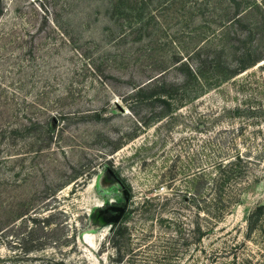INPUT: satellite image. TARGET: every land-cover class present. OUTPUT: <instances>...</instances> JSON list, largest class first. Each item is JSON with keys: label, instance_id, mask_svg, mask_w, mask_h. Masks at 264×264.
<instances>
[{"label": "rangeland", "instance_id": "rangeland-1", "mask_svg": "<svg viewBox=\"0 0 264 264\" xmlns=\"http://www.w3.org/2000/svg\"><path fill=\"white\" fill-rule=\"evenodd\" d=\"M0 264H264V0H0Z\"/></svg>", "mask_w": 264, "mask_h": 264}, {"label": "trees", "instance_id": "trees-1", "mask_svg": "<svg viewBox=\"0 0 264 264\" xmlns=\"http://www.w3.org/2000/svg\"><path fill=\"white\" fill-rule=\"evenodd\" d=\"M244 69V68H243ZM241 69L239 72H242ZM192 76L195 77L194 73L191 71ZM198 76V74H196ZM244 157L242 155H238L235 160H231L225 164H219L218 172L213 175L211 180V192H213V196L210 201H207V209H208V219L210 223L215 224L221 219L225 213L227 207L232 203L233 198H225L224 194L226 193V185L229 183V177L225 175L224 172H228L238 163L242 162ZM224 193V194H223ZM213 199V201H212ZM215 202V203H213ZM222 206V208H220Z\"/></svg>", "mask_w": 264, "mask_h": 264}, {"label": "water", "instance_id": "water-1", "mask_svg": "<svg viewBox=\"0 0 264 264\" xmlns=\"http://www.w3.org/2000/svg\"><path fill=\"white\" fill-rule=\"evenodd\" d=\"M114 209L121 212V215H123L125 212V210L123 208H114Z\"/></svg>", "mask_w": 264, "mask_h": 264}]
</instances>
